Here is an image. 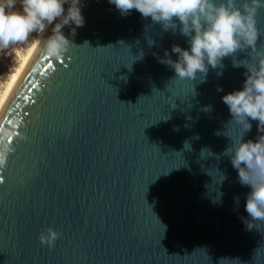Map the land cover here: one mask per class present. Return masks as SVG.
Instances as JSON below:
<instances>
[{
  "label": "water",
  "instance_id": "obj_1",
  "mask_svg": "<svg viewBox=\"0 0 264 264\" xmlns=\"http://www.w3.org/2000/svg\"><path fill=\"white\" fill-rule=\"evenodd\" d=\"M82 5L84 26L62 29L74 46L37 53L0 116L15 149L0 169V264H264V225L246 230L248 189L222 155L239 130L221 97L240 89L247 51L221 76L173 81L153 53L175 60L178 31ZM256 19L264 46V9ZM251 123L245 140L264 134ZM48 227L62 234L52 249L38 241Z\"/></svg>",
  "mask_w": 264,
  "mask_h": 264
},
{
  "label": "clouds",
  "instance_id": "obj_2",
  "mask_svg": "<svg viewBox=\"0 0 264 264\" xmlns=\"http://www.w3.org/2000/svg\"><path fill=\"white\" fill-rule=\"evenodd\" d=\"M108 3L121 17L135 10L141 18L159 24L163 32L178 31L185 38L186 48L178 45L171 48L175 60L167 50L163 57L153 53L158 62L175 73L173 81L184 83L199 79L203 83L209 70L221 76L225 58L247 51L249 59L233 62V67L246 70L240 89L221 97L231 117L227 131L229 126L239 130L235 137L226 135L227 131L224 133L230 144L222 155L228 157L241 187L248 189L244 197L248 218L240 219L246 230H258L264 225V134L249 140L244 136L252 129L251 121L256 122L257 129L264 130V46H260L261 32L256 19L264 9V0H108ZM82 6V0H0V49L28 44L31 38L32 51L60 60L74 46L62 29L70 27L71 34L75 35L76 29L84 26ZM148 43L151 46L153 42ZM12 151L7 143L0 144V169ZM216 173V184L220 185L225 176ZM222 195L217 193L218 198ZM234 201L239 207L238 196ZM61 235L48 227L40 232L38 241L42 247L52 249ZM231 261L240 264L238 259Z\"/></svg>",
  "mask_w": 264,
  "mask_h": 264
},
{
  "label": "bare ground",
  "instance_id": "obj_3",
  "mask_svg": "<svg viewBox=\"0 0 264 264\" xmlns=\"http://www.w3.org/2000/svg\"><path fill=\"white\" fill-rule=\"evenodd\" d=\"M50 32V29H49ZM37 52L30 49V44L28 47L19 54V63L15 68L11 69L6 76V83L0 90V116L11 99L13 93L18 87L20 81L28 70L30 64L35 58Z\"/></svg>",
  "mask_w": 264,
  "mask_h": 264
},
{
  "label": "rangeland",
  "instance_id": "obj_4",
  "mask_svg": "<svg viewBox=\"0 0 264 264\" xmlns=\"http://www.w3.org/2000/svg\"><path fill=\"white\" fill-rule=\"evenodd\" d=\"M30 42L31 38L28 44H16L7 49H0V90L6 83L5 79L9 71L18 65L19 54L28 47Z\"/></svg>",
  "mask_w": 264,
  "mask_h": 264
},
{
  "label": "snow or ice",
  "instance_id": "obj_5",
  "mask_svg": "<svg viewBox=\"0 0 264 264\" xmlns=\"http://www.w3.org/2000/svg\"><path fill=\"white\" fill-rule=\"evenodd\" d=\"M33 87H35V86L33 85ZM12 152H15V149H13ZM3 183H5V180L2 177H0V184H3Z\"/></svg>",
  "mask_w": 264,
  "mask_h": 264
}]
</instances>
